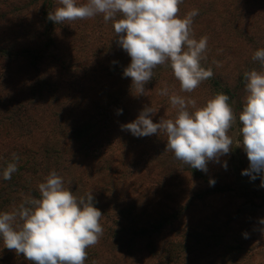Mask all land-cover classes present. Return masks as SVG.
Returning <instances> with one entry per match:
<instances>
[{"label": "rangeland", "instance_id": "1", "mask_svg": "<svg viewBox=\"0 0 264 264\" xmlns=\"http://www.w3.org/2000/svg\"><path fill=\"white\" fill-rule=\"evenodd\" d=\"M185 4L186 13L183 16L191 9L187 1ZM241 11L243 17L240 21L237 20L239 26L236 19L229 17L224 29H219L216 24L215 31L211 30L217 23L212 13L193 18L202 20V24L193 30L194 38L199 40L203 36L208 37L206 59L201 62L202 66L205 69L211 68L214 75L191 93L180 90L179 81L167 66L161 71H169V74H162L157 70L156 76L160 75L159 78L145 85L144 95H137L135 88H131V78H126L125 82L117 72H112L109 76L108 72L115 70L117 65H122L128 55L117 41L114 42L115 32L111 25L100 30L95 28L92 32L94 34L89 37L87 35L90 31L87 29L82 32L71 29L73 34L77 35L76 38L81 35L86 37V41L84 39L81 43L77 41L79 39H74L73 34L68 35L64 29L61 31L59 27H55L59 28L58 31L55 29V32H58L62 47L51 50L49 56L56 57L58 62L61 58H68L62 61L63 64L68 63L64 73L58 71L57 82L62 80L68 89L69 79L73 81L75 77H79L80 83L75 80L74 84L83 86L82 91L76 95L75 105L79 108L76 112L85 111L91 115L92 103L98 98L104 99L109 85L112 91L115 90L113 85L125 90L124 111L116 114V119L112 120L109 127L105 123L100 132L96 131L98 135L94 133L87 143L82 140L69 142L68 145L62 144L63 141L65 143V134L60 136L61 130H53L43 117L31 123L34 133L31 137L26 133L21 135V127L14 129L8 120H4L0 123V160H13L15 153L19 157L18 162L15 161L17 166L24 164L25 171L27 167L24 166L29 160L47 162L52 170L62 177L74 195L81 197L92 193L94 206L103 214L100 219L103 235L95 246L87 249L85 262L158 264L162 257L154 256L155 259H152L144 240L139 239L140 244L129 251L127 247L123 248L121 243L118 245L114 241L112 233L120 227H128L132 221L142 225L151 220H158L161 216L169 215L178 205L177 208L183 210V214L175 229L166 228L158 238L161 246V242L172 238L179 240L183 233L186 236L183 238L184 243L180 246L174 245V249L183 254L185 264H264V224L260 223L264 218V187H261V175H257L255 180L248 175H242V171L249 168V160L241 145L242 124L239 122L246 92L233 90L242 73L254 68L260 70L259 62L253 60L238 63L237 54H250L259 46L264 48V18L261 15H252L249 9ZM181 13L179 12V15ZM241 22L245 23L244 32ZM221 30L224 36L222 42L210 39L209 35L213 36ZM237 36L239 39H236ZM81 46L83 48H79ZM97 56L100 58L98 62ZM130 62L131 60L128 61L129 64ZM51 63L54 67L58 65ZM83 65H89V68L76 72ZM160 67L162 66L156 68ZM31 73L24 63H18L9 76V84L0 89V96L7 98L9 94H16L18 87L27 81ZM91 76L97 79L91 80ZM216 82H220V85L216 86ZM64 85L61 84L62 87ZM226 87L230 88L229 104L236 116L228 132L233 140L232 149L228 155L220 157L219 163L210 161L206 172L190 168L177 160L172 152L166 151L167 137L164 133L136 137L121 127L134 121L146 106H151L157 111L151 117L154 123H158L161 117L174 119L176 109L171 106L169 99L173 93L195 99L197 107H201L217 93H225ZM164 88L168 89V96L160 95ZM102 93L104 96L100 97ZM112 94H117V91ZM90 101L93 102L89 104ZM56 125L67 132L70 124L65 119ZM101 136L104 138L102 142ZM26 142L30 144L28 146L34 150V154L33 151L31 155L25 153L21 148V144ZM46 147L49 148L48 153ZM97 148H100L99 151H96ZM11 149L14 150L10 151ZM101 150H104L102 156L99 155ZM57 161H60V164L56 163ZM224 162L227 163L226 168L223 166ZM111 169L116 170V175ZM46 177L47 175L40 171L34 182L42 183ZM151 177L154 182H150ZM210 180L215 183L210 184ZM245 232L248 233V238H244ZM9 262L30 264L29 261L19 260L16 256Z\"/></svg>", "mask_w": 264, "mask_h": 264}, {"label": "clouds", "instance_id": "2", "mask_svg": "<svg viewBox=\"0 0 264 264\" xmlns=\"http://www.w3.org/2000/svg\"><path fill=\"white\" fill-rule=\"evenodd\" d=\"M181 3L183 0H84L81 3L58 0L60 6L49 11L47 18L62 24L102 15L105 22L113 21L118 44L131 58L123 75L131 78V88H135L137 95L145 94L153 69L164 64L170 65L180 90L191 93L214 73L201 63L206 59L208 37L197 40L192 31L198 10L181 17ZM252 60L259 62L260 70L254 68L244 73L246 96L239 122L241 145L249 168L242 175L252 180L261 175V187H264V48L257 49ZM160 95L168 96V89H162ZM169 99L176 109L174 119L161 117L154 123L151 117L157 111L146 106L122 129L136 137L164 133L166 151L190 168L206 172L210 161L219 163L220 157L232 149L233 140L228 132L236 116L229 104L230 97L217 93L201 107H197L195 99L175 93ZM118 112L122 113V109ZM18 160L13 153V161ZM223 166L226 168L227 163ZM16 171L17 163H8L3 179L10 180ZM38 190L39 198L30 196L12 211L0 212V238L4 247L31 264H85L86 249L95 246L103 235L100 223L103 214L94 206V196L86 193L77 197L55 171L38 185ZM260 223L264 224V218ZM243 236L248 238V233Z\"/></svg>", "mask_w": 264, "mask_h": 264}, {"label": "trees", "instance_id": "3", "mask_svg": "<svg viewBox=\"0 0 264 264\" xmlns=\"http://www.w3.org/2000/svg\"><path fill=\"white\" fill-rule=\"evenodd\" d=\"M186 1L191 8L187 12L197 9V16H202L204 14L211 15L212 13L217 22L214 24V27L211 28L213 31L217 30L216 24L219 26V29H224L223 27L228 23L229 17L230 19H236L237 26H239L237 20L239 19L240 21L242 19L243 13L241 10L244 9H249L254 16L261 15V17L264 18V0H202V2H200V0H183V3L179 5L180 12H182L180 16L186 13L184 11ZM81 2H84V0H78V3ZM232 5L233 7H231ZM59 6L58 0H0V89L3 85L9 84V76L18 63H24V65L32 71L31 75L27 77V81H25L22 86L18 87L16 94H9L7 98L0 96V108H2V110L0 109V123L4 120H8L14 129L16 127H21V135L26 133L31 137L34 134L31 123H34L35 119L39 120V117H43L44 121L53 127V130L57 128L61 130L59 133L60 136H63V133L65 134L66 139L65 143L64 141L62 142L63 145H68L69 142L76 143L82 140L87 143L89 139L91 140V136L94 133L97 134L96 131L100 132L101 127L104 128L105 123L107 127L112 124V120L114 118L116 119V114L119 113L118 110L122 109V112L124 111L123 104L125 103L126 97L123 95V92L125 90L119 89V87L113 85V87L115 86L114 91H117V94H112L114 91L109 88V85L108 93H106L105 96L104 93H102L100 96H104L103 100L98 98L95 102L92 101L93 103L91 101L89 102V104L92 103L93 106V113L91 112V115L85 111L76 112V110L79 109L75 105L77 101L76 95L78 94L77 92H81L83 89V86L79 84L80 78L75 77L73 81L69 79L68 89L62 83V80L57 82L58 71L64 73L66 64L68 63L64 62L65 64H63L62 61L68 60V58L65 60L61 58L58 62L56 57L53 58V56H49V52L57 47H62L58 32L56 33L55 29L56 31H58L59 28L61 31L64 29L66 31L65 33L68 35L73 34L71 29L80 32L87 29L90 31L87 35V37H89L91 34H94L92 32L95 28H99V30L105 29L109 25L112 26L113 21L105 22L102 15H97L91 19H78L75 21H65L62 24H55L47 18L48 12L54 11L55 8ZM210 18L212 17L210 16ZM201 24V19H193L192 31L197 29ZM241 24L243 25L242 29L244 32L245 23L241 22ZM222 34L223 31L221 30L213 36L209 35V37L214 42H222L224 40ZM73 37L74 39H79L77 41L80 43L86 38L83 37V35L76 38V34H73ZM236 39H239V37L237 36ZM115 41L118 42L117 37L114 38V42ZM70 45L72 46V42ZM79 48H83V46ZM260 48H263V46L256 47L250 54L247 52L245 55L243 53L237 54V57H239L238 63L251 61L254 52ZM97 59V62L100 61L99 56H97ZM129 60H131V58L127 55L123 64L117 65V68L113 71H109L108 75L110 76L112 72H117L116 74L120 75V79H124L126 82V78L129 77H125L123 72L129 65ZM51 62L58 63L59 66L56 65V67H54V64ZM57 66L59 69H57ZM161 66L162 67L158 69H153L151 81H155L159 78L160 75L156 76L157 70L162 74H169V71L161 70L164 66L171 68L170 65L164 64ZM88 68L89 65H83V67H79L76 72H80L81 70L86 71ZM250 70L251 69L247 71ZM239 77L240 80L237 79V83L233 87V90L240 89L245 91L244 74L242 73ZM94 79H97V77L91 76V80ZM75 80L79 81L78 86L74 84ZM61 84L64 85V87H62ZM219 85L220 82H216V86ZM62 89H65V91ZM229 89V87H226L224 94L227 93L230 97ZM70 90H72V92ZM229 101H231V99H229ZM111 106L112 109L110 110ZM65 119H67V122L70 124L69 127H67V132L56 125L57 123L59 125V122ZM54 126H56V128ZM103 139L104 138L101 136L100 141L102 142ZM131 142H133V140H131ZM26 144H21V148L24 149V152L30 154L31 151H33L34 154V150L28 146L30 144L27 142ZM99 149L100 148H97L96 151H99ZM12 150L14 149L10 151ZM40 150L44 151L43 149ZM45 150L46 153L49 152L48 147H46ZM103 154L104 150H101L99 155L102 156ZM10 162L15 161L10 159L0 160V212L12 211V209L18 207L25 198L30 196L39 198L38 185L40 183L34 182L35 176L39 175L40 171H43L47 176L51 171H54L47 162L43 163L37 160H29L27 161V165L24 166L27 167V171L23 168L24 164H21V166H17V171L12 174L10 180H4L2 173ZM56 163L60 164V161ZM137 165H139L138 161L136 162V167H138ZM111 171L114 174L116 173V170L111 169ZM150 182H154L152 177L150 178ZM64 184L69 188L66 182H64ZM177 206L169 215L161 216L158 220H151L149 223L142 225H138V222L135 223L132 221L129 223L130 226L128 224V227L124 229L122 227L115 229L112 233L114 241L118 245L121 243L123 248L127 247L130 251L136 245H139V239H142L145 241L146 249L150 251L152 259H155L154 256L162 257V260L158 262V264H185V257L183 254L174 249V245L180 246L184 243L183 238H186V236L183 235V233L182 238L179 240L172 238L168 241L161 242V246L159 244L160 238H158L163 234L166 228L174 230L178 221L181 219L183 210L177 208ZM13 256H16L19 260H25L22 255H16L14 251L5 248L2 238H0V264H9ZM85 264H89V262H85ZM188 264H190V262H188Z\"/></svg>", "mask_w": 264, "mask_h": 264}]
</instances>
